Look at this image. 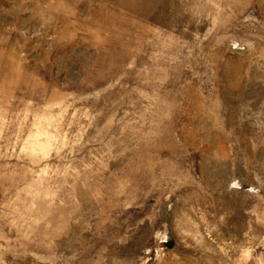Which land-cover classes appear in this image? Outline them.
Returning <instances> with one entry per match:
<instances>
[{
	"label": "rangeland",
	"instance_id": "rangeland-1",
	"mask_svg": "<svg viewBox=\"0 0 264 264\" xmlns=\"http://www.w3.org/2000/svg\"><path fill=\"white\" fill-rule=\"evenodd\" d=\"M0 264H264V0H0Z\"/></svg>",
	"mask_w": 264,
	"mask_h": 264
}]
</instances>
